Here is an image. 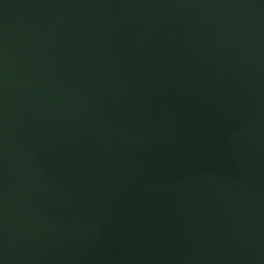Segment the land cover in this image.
I'll use <instances>...</instances> for the list:
<instances>
[{
  "label": "water",
  "instance_id": "obj_1",
  "mask_svg": "<svg viewBox=\"0 0 264 264\" xmlns=\"http://www.w3.org/2000/svg\"><path fill=\"white\" fill-rule=\"evenodd\" d=\"M0 264H264V0H0Z\"/></svg>",
  "mask_w": 264,
  "mask_h": 264
}]
</instances>
